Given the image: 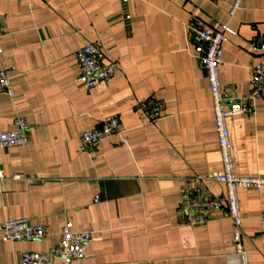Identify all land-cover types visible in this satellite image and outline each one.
<instances>
[{
    "label": "crops",
    "instance_id": "0c3cea01",
    "mask_svg": "<svg viewBox=\"0 0 264 264\" xmlns=\"http://www.w3.org/2000/svg\"><path fill=\"white\" fill-rule=\"evenodd\" d=\"M188 23L228 25L220 80L229 97L246 98L252 68L264 64V0H0V68L16 94L0 93V132L18 117L29 125L26 146L0 149V264L47 253L64 228L92 234L75 264L240 263L223 184L205 182L222 202L206 225L179 222L196 178L223 168L204 48ZM88 43L117 67L92 90L79 83L76 59ZM149 100L165 103L155 122L142 109ZM113 115L122 133L83 149L81 134ZM228 128L236 174L264 177V100ZM238 194L244 249L250 264H264V189ZM22 218L44 226L42 241L4 238L5 222Z\"/></svg>",
    "mask_w": 264,
    "mask_h": 264
},
{
    "label": "built area",
    "instance_id": "2783aa9c",
    "mask_svg": "<svg viewBox=\"0 0 264 264\" xmlns=\"http://www.w3.org/2000/svg\"><path fill=\"white\" fill-rule=\"evenodd\" d=\"M212 1L222 3L225 0ZM239 7L240 1H237L229 12L231 19L234 18ZM185 30L192 37L194 43L204 48V54L200 61L206 71L212 95L214 122L223 168L220 172L213 173L207 178H196V187L187 191L183 196L179 209V222L182 226L190 227L206 225L211 219L212 210L220 207L222 202L209 191L205 182L212 180L223 184L226 188V211L234 223L232 241L236 253L240 257L239 264H250L249 254L242 243L243 217L238 193L242 189L261 192L264 189V177H244L236 174L228 119L248 112L256 101L264 100V64H258L252 68L251 90L246 98L229 97L220 80V71L224 65L223 54L228 25H222L218 29L212 30L188 23L185 25ZM2 38L3 33L0 30V40ZM2 54L3 50L0 47V56ZM76 59L80 68L78 81L88 90L109 81L117 69L115 63H104L105 54L94 43H88L77 51ZM0 93L15 100L16 94L11 72L2 68H0ZM142 109L148 118L155 122L161 117L165 103L149 100L142 104ZM121 133L120 117L113 115L101 121L98 127L83 132L80 137L81 146L83 149H89ZM28 134L27 120L18 117L14 121L13 129L0 132V149L26 146L29 143ZM5 181V174L0 171V195ZM260 225L264 232V213L260 217ZM3 233L4 238L11 242H36L44 239L46 229L42 225H33L29 219L22 218L6 221ZM91 242V233H75L64 228L62 237L55 247L47 253L24 252L20 264H57L58 259L62 260V264H75L86 258L87 248Z\"/></svg>",
    "mask_w": 264,
    "mask_h": 264
}]
</instances>
